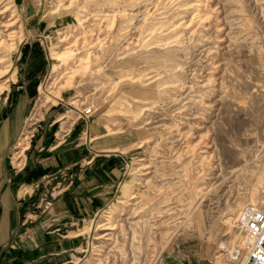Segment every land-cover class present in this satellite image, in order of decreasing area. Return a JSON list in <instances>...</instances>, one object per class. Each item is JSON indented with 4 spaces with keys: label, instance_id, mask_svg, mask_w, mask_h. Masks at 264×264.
<instances>
[{
    "label": "rangeland",
    "instance_id": "1",
    "mask_svg": "<svg viewBox=\"0 0 264 264\" xmlns=\"http://www.w3.org/2000/svg\"><path fill=\"white\" fill-rule=\"evenodd\" d=\"M0 10L1 28L18 33L14 50L0 49V105L25 76L22 47L42 52L12 169L51 108L57 139L78 121L81 142L90 126L93 143L125 156L103 205L58 232L76 246L53 264H169L180 246L219 264L239 210L264 205V0H3ZM43 183L21 185L20 199Z\"/></svg>",
    "mask_w": 264,
    "mask_h": 264
},
{
    "label": "crops",
    "instance_id": "2",
    "mask_svg": "<svg viewBox=\"0 0 264 264\" xmlns=\"http://www.w3.org/2000/svg\"><path fill=\"white\" fill-rule=\"evenodd\" d=\"M21 53L25 76L13 87L10 102L0 105V247L14 243L9 253L0 250V264H53L65 260L76 246L74 240L58 232L79 225L103 205L122 174L125 156L118 147L93 143L97 136L90 126L86 143L81 142L83 124L78 121L70 123L57 139L59 130L54 131L61 126L59 109L51 108L41 118L23 169L14 171L9 156L36 97L35 79L42 63L36 45L28 43ZM35 181L45 183L31 198L21 200L19 187ZM50 191L51 197L47 195ZM42 194L51 199L46 207L39 202ZM165 258L169 264L212 263L197 252H183L181 246Z\"/></svg>",
    "mask_w": 264,
    "mask_h": 264
},
{
    "label": "built area",
    "instance_id": "3",
    "mask_svg": "<svg viewBox=\"0 0 264 264\" xmlns=\"http://www.w3.org/2000/svg\"><path fill=\"white\" fill-rule=\"evenodd\" d=\"M37 186L38 184H35V187ZM240 213L238 220L233 222L235 235L234 240L231 239L232 245L228 249H222L218 254L222 255L224 252L222 256L226 258L227 264H264V205H246ZM247 238L251 241L241 245L240 241ZM99 251L97 253L105 252L102 249ZM104 256L107 261L109 254L108 256L103 254ZM155 263L160 264L158 259Z\"/></svg>",
    "mask_w": 264,
    "mask_h": 264
},
{
    "label": "bare ground",
    "instance_id": "4",
    "mask_svg": "<svg viewBox=\"0 0 264 264\" xmlns=\"http://www.w3.org/2000/svg\"><path fill=\"white\" fill-rule=\"evenodd\" d=\"M3 0H0V3L2 2ZM200 5V3H194L193 4V6H199ZM192 5H189L188 7H193ZM197 10H200L199 8L197 9ZM200 11H202V10H200ZM2 12V10H0V13ZM205 15H206V13L205 12H202L201 13V17L200 18H202V19H204L205 20ZM11 25H13V22H9V21H6V23H4L3 24V26H6V27H8V26H11ZM9 29H2L1 28V26H0V49H4V50H6L7 51V53H9L10 51H12V50H14V47H13V44H14V42H13V40H15L14 38H16L17 37V34L18 33H16V31L15 30H11V31H8ZM7 55V54H6ZM7 58H6V56L5 57H3L1 60H0V70L2 71V74H6V73H8V71L9 70H6L7 69V67L5 66V64L7 63V60H6ZM54 97H56L57 98V96H54ZM23 139H25V137L24 138H22V140ZM20 144V143H19ZM135 197V195H132V196H130V198H134ZM253 205V204H252ZM251 205V206H252ZM262 205V203H259V205H254V206H261ZM246 206V205H245ZM245 206H243V207H245ZM243 207L239 210V212H238V215H237V218H236V220H238V218H239V216H240V211L243 209ZM109 220V219H108ZM111 222H105V223H102L100 226L102 227L101 229L102 230H112V229H115V224H113V221L112 220H110ZM107 235V234H106ZM101 237V236H100ZM232 240H234L233 238H232ZM232 240H230V241H228V240H224V241H221L216 247V250H215V253L217 254V253H219L220 251H222V249L224 250V249H228V248H230V246L232 245V243H233V241ZM246 241L247 242H249V241H251V239L250 238H247L245 241H240L241 242V245H246ZM238 242V241H237ZM224 253V252H223ZM223 253H221L222 255H223ZM222 255H219V254H217V255H215L214 256V258L217 260V262L219 263V264H227V261H226V258L225 257H223Z\"/></svg>",
    "mask_w": 264,
    "mask_h": 264
}]
</instances>
